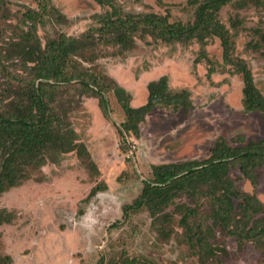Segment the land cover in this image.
I'll return each mask as SVG.
<instances>
[{
	"label": "rangeland",
	"instance_id": "1",
	"mask_svg": "<svg viewBox=\"0 0 264 264\" xmlns=\"http://www.w3.org/2000/svg\"><path fill=\"white\" fill-rule=\"evenodd\" d=\"M109 1L126 14L152 13L191 24L202 0ZM41 2L47 4V14L32 30L41 45L61 33L97 39L94 16L109 10L95 0ZM28 9L40 10L38 0H0L1 51L28 27L22 21ZM213 18L233 41L229 61L218 34L210 31L185 42H166L138 29L128 49L100 42L77 51L79 64L113 79L134 108L146 105L148 86L160 77L167 79L168 95H187L182 101L154 104L130 130L123 128L126 115L112 91L105 93L107 115L97 97L76 95L78 105L73 103L69 121L79 149L47 161L22 184L0 194V208L15 216L0 225V254L9 255L10 264H201L180 222L181 204L190 201L185 195L158 215L156 225L146 208L124 218L122 207L140 194L155 164L204 160L220 139L235 145L237 135L264 137V0H228L213 11ZM12 64L6 61L11 72L19 71ZM238 64L260 94L257 108L245 107ZM1 69L0 82H6L8 74ZM254 175L252 184L237 164L229 167L234 183L262 202L264 215V163ZM97 184L106 187L87 197ZM212 241L220 247L216 264H264V248L249 241L240 246L218 228Z\"/></svg>",
	"mask_w": 264,
	"mask_h": 264
},
{
	"label": "trees",
	"instance_id": "2",
	"mask_svg": "<svg viewBox=\"0 0 264 264\" xmlns=\"http://www.w3.org/2000/svg\"><path fill=\"white\" fill-rule=\"evenodd\" d=\"M41 1L38 0L40 10L25 12L22 21L26 20L28 27L0 50V67L8 74V80L0 82V194L22 184L47 161L55 162L63 154L79 149L77 133L69 121L73 103L78 105L76 95L97 97L99 107L107 115L105 93L112 91L126 115L124 130L133 129L154 104L182 101L187 95L185 91L168 95L167 79L160 77L149 84L146 105L134 108L113 79L79 64L75 56L81 48L105 42L128 49L138 29L166 42H185L210 31L218 34L224 59L232 58L233 41L213 18V11L228 0H202L191 24L169 22L152 13L134 16L123 13L109 0H95L109 8L104 14L94 16L98 23L97 39L92 34L84 40L61 33L44 45L32 32L47 14V4ZM7 60L19 71L11 72ZM238 67L244 78L245 107L257 108L260 94L247 69L242 64ZM235 142L234 145L216 140L204 160L153 165L151 178L143 181L140 194L122 207L123 217L131 210L146 208L152 216V225H156L158 215H164L166 207L185 195L190 201L181 204L184 214L180 222L185 227L184 238L198 252L201 264L219 262L220 247L212 241L216 228L233 237L240 246L249 241L264 248L262 202L254 193L237 186L229 176V167L237 164L241 173L252 184L256 183L254 170L264 163V137L247 140L237 135ZM89 165L96 169L92 161ZM105 187V184L93 186L87 197ZM14 217L12 211L0 208V225L11 223ZM10 263L9 255L0 254V264Z\"/></svg>",
	"mask_w": 264,
	"mask_h": 264
}]
</instances>
